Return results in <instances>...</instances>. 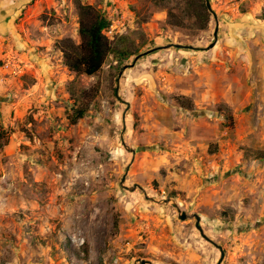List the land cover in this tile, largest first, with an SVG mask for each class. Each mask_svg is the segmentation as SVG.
Returning <instances> with one entry per match:
<instances>
[{"label":"rangeland","instance_id":"rangeland-1","mask_svg":"<svg viewBox=\"0 0 264 264\" xmlns=\"http://www.w3.org/2000/svg\"><path fill=\"white\" fill-rule=\"evenodd\" d=\"M165 1L0 0V264H264V0L206 31ZM79 4L140 50L121 71L65 65Z\"/></svg>","mask_w":264,"mask_h":264},{"label":"trees","instance_id":"trees-1","mask_svg":"<svg viewBox=\"0 0 264 264\" xmlns=\"http://www.w3.org/2000/svg\"><path fill=\"white\" fill-rule=\"evenodd\" d=\"M166 1L176 4L168 11V23L171 26L181 29L191 28L195 31L208 30L212 13L207 7V0ZM78 9L80 16L79 42L70 38L59 42L64 63L70 71L77 75L94 77L101 72L111 56L117 62V69L121 71L127 61L140 54V50L134 47V43L128 37L122 36L118 41L108 37L107 31L111 28L112 21L105 12L99 11L91 5L83 4H79ZM93 92L83 91L80 93L81 96H75L73 113L70 116L72 123H77L87 115L89 106L82 104V96L88 99V96H91ZM183 100L185 99L179 100L181 105L186 109H191V103L183 102ZM4 134L3 131H0V147L3 146ZM260 159H264V156H260Z\"/></svg>","mask_w":264,"mask_h":264},{"label":"water","instance_id":"water-1","mask_svg":"<svg viewBox=\"0 0 264 264\" xmlns=\"http://www.w3.org/2000/svg\"><path fill=\"white\" fill-rule=\"evenodd\" d=\"M207 7H208L209 11L214 15L215 19H217V16L213 13V9H212V5H211L210 0H207ZM217 34H218V29H216V33H215V35L217 36ZM213 46H214V44L211 45V47H213ZM155 50H156V49H154V50H152V51H149L148 53H145V54L152 53V52H154ZM141 56H142V55L138 56L137 59H139ZM129 150H131V149H129ZM132 152H134V151H132ZM125 181H126V177H124V179H123V184L125 183ZM131 190L133 191V190H135V189H131ZM167 202H169V201H167ZM174 206L179 210V206L177 205V203H174ZM194 217L196 218V221H197V224H196V225H197V228L201 231L202 235L205 236V235H204V232H203V229H202V227H201V225H200V223H201V218H200L198 215H195ZM188 218H189V216L187 215V213H185V212H181V214H180V219H181V220H186V219H188ZM216 246L221 250V254H222V257H221L220 261L218 262V264H222L223 259H224V257H225V253H224V251H223V249H222L221 246H219V245H217V244H216ZM140 262H141V264H150L149 261L141 260Z\"/></svg>","mask_w":264,"mask_h":264}]
</instances>
